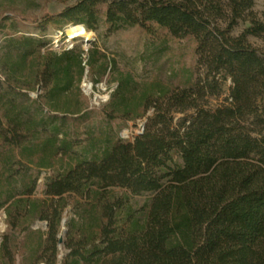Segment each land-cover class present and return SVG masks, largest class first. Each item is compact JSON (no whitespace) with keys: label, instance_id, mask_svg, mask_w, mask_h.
Returning <instances> with one entry per match:
<instances>
[{"label":"trees","instance_id":"16d2710c","mask_svg":"<svg viewBox=\"0 0 264 264\" xmlns=\"http://www.w3.org/2000/svg\"><path fill=\"white\" fill-rule=\"evenodd\" d=\"M55 1L64 7L45 6L40 17L0 9V264H20L24 253L44 264H264V53L248 40L264 37V11L232 36L254 0L226 9L222 0ZM20 21L40 33L81 26L107 39L137 28L153 45L189 41L205 76L175 88L139 83L96 43L52 50L42 35L19 32ZM84 77L115 85L99 111L107 128L63 132L71 117L90 114ZM227 78V105L203 109L199 101ZM35 91L39 118L17 105ZM148 114L131 141L111 129ZM29 164L50 169L45 199L33 198L39 175H27ZM38 221L45 231L33 228Z\"/></svg>","mask_w":264,"mask_h":264},{"label":"rangeland","instance_id":"374dc122","mask_svg":"<svg viewBox=\"0 0 264 264\" xmlns=\"http://www.w3.org/2000/svg\"><path fill=\"white\" fill-rule=\"evenodd\" d=\"M228 0H222L224 7L226 9V4ZM8 6L15 9L17 12L22 13L26 17L36 16L40 17L43 8L46 6L50 13L59 12L64 5L57 3L55 0L48 4H45L44 0H0V9ZM226 11V10H225ZM264 11V0H254L252 8L247 11L244 18L238 22V25L232 28L231 35L237 36L243 32V30L248 26L249 20L251 18L260 19ZM225 20L221 21L222 27L227 24L228 11L225 12ZM68 26L59 28L54 25L47 26L42 33H40V28L37 24H32L27 21L18 22V31L30 36L37 37L42 35L45 40L50 43V49L60 51L63 49H69L74 45H81V47L86 50L91 43H96L98 48L111 55L119 61L122 70L131 73L134 78L139 82L148 81H158L170 88H175L176 86H183L191 78L192 81H198L204 79V70L202 67L198 66L197 60L193 53V44L189 41L177 42L172 39H167L165 44H152L144 33L137 28H130L116 32L107 39H104L97 33L89 31L91 34L89 39V44H86V39L82 37H77L70 39L66 33ZM249 42L259 50V52L264 53V37L261 38H248ZM145 64L139 63V59ZM150 57V59H149ZM220 93L213 96H205L203 100L199 101V105L205 110H213L223 105H227V100L230 97V91L232 83L230 79H225L220 83ZM115 85L109 84L108 79H105L102 83L94 87L86 77L83 78L80 89L82 92V103L88 108L89 115L84 119H76L71 117L70 120L64 125L63 132L72 130H86V129H98L102 131L107 126L104 124L99 111L101 110V105L105 104L109 98L110 94L114 90ZM38 98V92H29L27 97L17 98V105L20 108L27 106L31 109L30 114L39 118L40 113H38L36 105L33 104V100ZM192 112H189L185 116H190ZM149 117V116H148ZM139 119L137 121L128 122L126 125L111 126L113 133L123 140L131 141L135 136L139 135L141 132L142 122L148 118ZM184 115H178L176 119L183 118ZM109 128V127H108ZM95 132V131H94ZM44 140L41 139L39 142L34 144V154H32L29 159H32L35 163L42 156L38 152V147ZM3 152V148H0V154ZM59 156H50V165L58 164ZM30 170L28 171V176L39 175V188L35 192L33 198L45 199L43 195V182L46 176H48L50 169L41 168L36 171L35 164H29ZM2 170V161L0 158V173ZM1 178V176H0ZM1 180V179H0ZM67 202L70 199L66 197ZM68 212V210H66ZM66 213V221L69 219V215ZM64 216V215H63ZM34 229H40L45 231V222H36L33 225ZM65 228V225L61 227ZM6 231V218L3 209L0 210V236ZM64 237V236H63ZM60 238V234H59ZM63 241V238H62ZM60 252H64V248L60 247ZM20 264H44L43 261H33L30 260L28 253H24L20 259Z\"/></svg>","mask_w":264,"mask_h":264},{"label":"bare ground","instance_id":"6f19581e","mask_svg":"<svg viewBox=\"0 0 264 264\" xmlns=\"http://www.w3.org/2000/svg\"><path fill=\"white\" fill-rule=\"evenodd\" d=\"M66 33L70 39L82 37L86 40L90 39L91 34L88 33L85 29H83L81 26H75L67 28Z\"/></svg>","mask_w":264,"mask_h":264},{"label":"water","instance_id":"95a60500","mask_svg":"<svg viewBox=\"0 0 264 264\" xmlns=\"http://www.w3.org/2000/svg\"><path fill=\"white\" fill-rule=\"evenodd\" d=\"M70 27H75V26H68V28H70ZM83 28V27H82ZM86 44H89V40H86ZM149 116V114L147 115V117ZM146 121H147V119H145L143 122H142V124H141V132L143 131V128H144V126H145V124H146ZM141 132L139 133V134H141ZM66 213H64V216H63V219H62V223H61V225L62 226H64L65 225V223H66ZM64 234H65V229L63 228L62 230H61V234H60V238H59V247L61 246V244H62V238H63V236H64Z\"/></svg>","mask_w":264,"mask_h":264}]
</instances>
